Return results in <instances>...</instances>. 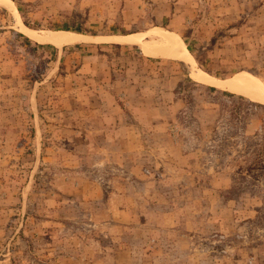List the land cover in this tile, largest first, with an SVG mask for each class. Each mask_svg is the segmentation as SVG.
<instances>
[{"label": "rangeland", "instance_id": "rangeland-1", "mask_svg": "<svg viewBox=\"0 0 264 264\" xmlns=\"http://www.w3.org/2000/svg\"><path fill=\"white\" fill-rule=\"evenodd\" d=\"M241 73L264 0H0V264H264V91L207 80Z\"/></svg>", "mask_w": 264, "mask_h": 264}, {"label": "bare ground", "instance_id": "bare-ground-1", "mask_svg": "<svg viewBox=\"0 0 264 264\" xmlns=\"http://www.w3.org/2000/svg\"><path fill=\"white\" fill-rule=\"evenodd\" d=\"M6 1L8 4H12V0H1ZM23 31L27 35H31L37 37L39 39L45 40L50 43L55 44H62L65 42H69L73 39L71 34L69 35L67 32L64 31H52L44 34L43 36H39L35 32H33L30 28L24 26ZM126 38H128L126 36ZM131 39L136 40L141 44L144 49L152 54H161L167 56H177V55H185L184 57L188 58L189 60H193L194 57L189 52L188 48L186 47L183 40L174 35L171 31L166 28L157 27L146 34H139L135 35ZM130 40V39H129ZM79 41V40H78ZM149 54V53H148ZM156 56V55H155ZM207 80L221 86H227L230 89H236L246 92H253L257 90L264 91V82L260 79L248 74V73H241L236 75L235 77L228 79V80H219L211 77L210 75L207 76Z\"/></svg>", "mask_w": 264, "mask_h": 264}]
</instances>
